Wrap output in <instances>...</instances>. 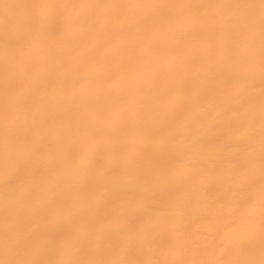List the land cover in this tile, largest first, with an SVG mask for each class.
<instances>
[{
	"label": "bare ground",
	"instance_id": "6f19581e",
	"mask_svg": "<svg viewBox=\"0 0 264 264\" xmlns=\"http://www.w3.org/2000/svg\"><path fill=\"white\" fill-rule=\"evenodd\" d=\"M0 264H264V0H0Z\"/></svg>",
	"mask_w": 264,
	"mask_h": 264
}]
</instances>
